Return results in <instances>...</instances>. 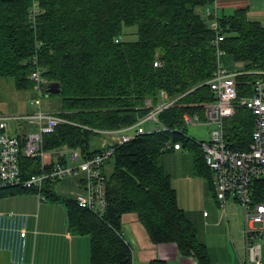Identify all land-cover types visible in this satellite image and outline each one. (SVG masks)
<instances>
[{"label": "trees", "instance_id": "obj_1", "mask_svg": "<svg viewBox=\"0 0 264 264\" xmlns=\"http://www.w3.org/2000/svg\"><path fill=\"white\" fill-rule=\"evenodd\" d=\"M34 26L28 18L31 0H0V78L17 90L32 89L29 79L34 41L42 75L59 83L47 93L59 99L56 112L64 123L43 137L42 149L62 146L88 156L95 136L127 127L147 113L145 99L159 100L160 91L174 105L158 115L167 130L138 134L122 144L107 143L113 154L104 168L107 206L101 216L79 207L73 197L52 193L50 201L66 208L69 228L89 236L93 264H132L131 249L121 236V216L135 213L151 242L173 243L178 253L197 264H211L206 246L177 204L176 191L158 157L179 143L193 154L195 174L213 189L211 171L196 140L185 134L182 114L198 113L214 100L207 81L216 68L213 31L198 10L213 0H37ZM224 30V53L242 70H264V25L250 21L246 9L218 16ZM135 26L136 38L124 40V27ZM35 31V32H34ZM117 40V41H116ZM159 61L154 66L155 60ZM255 75L236 77L239 95L248 94ZM253 118L243 108L224 124L229 147L247 148ZM59 162L64 163L61 158ZM111 163V170L106 166ZM23 177L41 170L40 157L19 156ZM46 168V166H45ZM36 192L21 186L0 187V196ZM150 264H168L155 259Z\"/></svg>", "mask_w": 264, "mask_h": 264}, {"label": "built area", "instance_id": "obj_2", "mask_svg": "<svg viewBox=\"0 0 264 264\" xmlns=\"http://www.w3.org/2000/svg\"><path fill=\"white\" fill-rule=\"evenodd\" d=\"M198 12L214 33L211 44L215 49L216 68L212 76L203 83L213 93L214 100L203 105L204 118L196 112H184L182 122L185 127L199 124L209 127L207 139L196 142L202 150L207 168L212 173L213 193L221 218L226 219L227 202L230 199L239 204L243 211V253L238 264H260V240L264 239V70L244 71L240 67L229 69L221 66L224 51L220 43L224 39V30L219 25L216 7L205 6ZM39 13L37 0H31L28 18L33 26ZM34 43V53L30 58L32 70L28 76L33 82L32 109L25 113L0 111V187L21 186L40 193L45 183L52 185L68 176L81 175V189L73 198L79 207L101 216L107 206L104 168L112 157L113 149L103 148L88 156H83L79 149H70L68 162L46 160V152L42 149L43 137L52 133L58 124L66 120L57 112L42 109V94L46 93L48 82L43 77L40 66L41 42L35 38ZM158 65L159 61L156 59L154 66ZM248 74L256 76L250 92L239 95L236 77ZM176 100L177 98L167 99L164 91H160L157 103L145 99L147 113L138 118L135 124L105 132L112 137L110 143L122 144L138 134L167 130L159 122L158 115L172 107ZM239 108L248 110L253 118L250 141L244 150L229 147L224 129L225 122L233 118ZM149 120L152 125L145 128L143 125ZM10 122L15 123L13 133L8 131ZM24 125L32 129L22 136L20 128ZM165 146L173 150L182 148L179 143L173 147L166 143ZM20 154L27 157L39 156L40 172L23 177L19 167Z\"/></svg>", "mask_w": 264, "mask_h": 264}, {"label": "crops", "instance_id": "obj_3", "mask_svg": "<svg viewBox=\"0 0 264 264\" xmlns=\"http://www.w3.org/2000/svg\"><path fill=\"white\" fill-rule=\"evenodd\" d=\"M214 6L218 16L246 9L250 21L264 25V0H213L208 7ZM30 129L24 125L21 135ZM107 143L101 139L92 149H103ZM69 150L62 146L54 149L55 154L48 153L53 150L46 151V160L63 158L68 162ZM160 163L176 191L178 206L194 226L198 240L206 246L211 264H238L243 253V217L234 209L239 204L228 200L226 219L221 218L205 179L194 172L193 154L188 149L167 150ZM48 187L57 196L73 197L81 189V175L68 176ZM120 233L131 249L132 264H150L155 259L168 264H197L192 257L180 255L173 243L151 242L135 213L121 216ZM89 245L88 235L69 228L63 203L50 201L37 191L0 196V264H93ZM260 264H264V255Z\"/></svg>", "mask_w": 264, "mask_h": 264}, {"label": "rangeland", "instance_id": "obj_4", "mask_svg": "<svg viewBox=\"0 0 264 264\" xmlns=\"http://www.w3.org/2000/svg\"><path fill=\"white\" fill-rule=\"evenodd\" d=\"M136 27L135 26H128L124 27L123 32H125L124 35H122V39L124 40H133L136 38V36L133 34L135 32ZM227 60L229 63H227ZM221 66H224L225 68H232V67H239L241 66L240 63H236L233 61L231 56L224 53L221 60ZM34 97V92L32 89H21L17 90L13 84H9L8 81H3V78H0V111L4 113H25L32 109L31 100ZM42 108L45 110H55L57 109V105L59 104V99L55 95L48 96L46 93L42 94ZM14 124L13 122H10L8 124V131L9 133L14 132ZM152 125V121H147L144 123V127L147 128ZM208 130L209 127L205 124H199V125H187L185 127V134L193 137L195 140H206L208 137ZM111 135L109 134H103L101 137L95 136L94 139L90 142V148H94V145H97L101 139H104L107 142L111 141ZM50 154H55L54 150L48 152ZM161 156L158 157V162H160ZM111 170V163L106 166V171L109 173ZM209 193L213 195L214 200L216 201L213 193V189L209 188ZM212 198V197H211ZM196 202V200H195ZM199 202L198 204H200ZM205 207L204 209H206ZM235 212L243 217V211L242 207L240 205H237L234 209ZM226 221H224V227H226ZM261 246H262V255H264V239L260 240Z\"/></svg>", "mask_w": 264, "mask_h": 264}, {"label": "water", "instance_id": "obj_5", "mask_svg": "<svg viewBox=\"0 0 264 264\" xmlns=\"http://www.w3.org/2000/svg\"><path fill=\"white\" fill-rule=\"evenodd\" d=\"M59 83L57 82H51V83H48L46 89H45V92L46 94L47 93H51V92H56V91H59Z\"/></svg>", "mask_w": 264, "mask_h": 264}, {"label": "bare ground", "instance_id": "obj_6", "mask_svg": "<svg viewBox=\"0 0 264 264\" xmlns=\"http://www.w3.org/2000/svg\"><path fill=\"white\" fill-rule=\"evenodd\" d=\"M46 152V151H45Z\"/></svg>", "mask_w": 264, "mask_h": 264}]
</instances>
